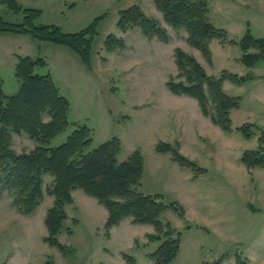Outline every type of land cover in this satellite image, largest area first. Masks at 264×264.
<instances>
[{"label":"rangeland","instance_id":"1","mask_svg":"<svg viewBox=\"0 0 264 264\" xmlns=\"http://www.w3.org/2000/svg\"><path fill=\"white\" fill-rule=\"evenodd\" d=\"M208 1L211 21L226 29L228 37L238 41L248 27L256 37H264V0ZM17 2L23 7L42 10L37 23L56 24L65 31H78L94 17L104 13L106 16L93 42L90 66L68 46L41 41L30 34L0 33V41L7 47H0L4 91L13 94L19 90L14 63L18 55L42 56L47 67L38 70H49L60 92L68 97L70 121L85 123L91 128L92 146L118 136L122 142L118 154L120 161L140 149L144 156V173L138 189L161 194L166 204L177 201L185 210L183 216L172 208L161 215L164 222H170L182 233L180 251L171 264H212L216 261L236 264L238 255L246 258L247 264H264V167L248 168L241 160L245 149L257 146L259 130L246 138L235 128L244 122L264 127V60L248 67L240 59L239 45L222 43L218 38L210 41L211 58H207L200 48L188 42L184 28H174L165 21L155 0ZM133 3H139L148 15L160 21L169 33V40L147 37L138 26L127 31L117 26L118 11ZM0 14L14 22L23 17L5 3H0ZM111 32L124 38V48L114 52L104 50L103 40ZM176 47L194 55L210 75L220 76L224 70L254 75L252 80L241 84L228 77L223 79L224 90L241 97L240 106L231 111L232 134L224 138L213 131L202 134L198 130V142L192 135L195 132L191 131L190 123H187L185 137L181 132L184 127L180 129L177 120H171L177 112L173 107L186 101L183 98L168 101L166 97L171 91L168 79L184 78L177 76ZM190 96L195 98L202 113L211 118L203 112L198 99ZM73 128V125L68 126L51 139V144L63 142ZM161 141L178 147L200 169L181 166L172 159L171 153L159 152L156 146ZM180 141L185 149L181 148ZM36 144L26 132L13 133L12 147L17 153L29 152ZM214 146L228 152L236 166L219 168L216 160L209 157ZM188 152L195 154L196 160L190 158ZM200 163L209 168L208 173L198 183L189 184L183 179V170L190 169L194 177L198 176L204 168ZM180 166L185 168L181 171ZM51 180V175H45L44 197L29 214L13 205L8 191L0 196V264H47L48 261L54 264H128L125 253L134 256L137 264H153L148 254L159 242L150 241L148 234L155 231L154 226L135 223L129 216L112 226L107 234L104 225L108 209L81 188L73 191V202L66 204L68 217L59 234V240L75 252L64 254L48 244L44 240L48 234L45 217L54 197L46 191V186ZM194 205L199 206L201 212Z\"/></svg>","mask_w":264,"mask_h":264},{"label":"trees","instance_id":"2","mask_svg":"<svg viewBox=\"0 0 264 264\" xmlns=\"http://www.w3.org/2000/svg\"><path fill=\"white\" fill-rule=\"evenodd\" d=\"M155 2L165 21L174 28H184L188 42L200 48L207 58H211L210 41L218 38L222 43L239 45L242 50L240 59L248 67L264 60V37H256L249 27L238 41L228 37L226 29L211 21L208 0ZM0 3L7 4L17 14H23L17 22L0 14V33L30 34L41 41L68 46L88 66L91 65L93 42L105 13L94 17L78 31H65L56 24L37 23L42 13L39 8L23 7L17 0H0ZM117 26L122 31L138 26L147 37L169 40L167 29L157 18L148 15L139 3L118 11ZM103 47L107 52L122 49L125 47L124 38L108 33ZM175 56L179 69L177 76L184 78L170 77L167 86L174 93L195 96L205 114L225 131H232L231 111L240 106L241 97L227 93L223 79L228 77L241 84L252 80L254 75L251 72L238 75L224 70L220 76H214L207 73L194 55L182 48H175ZM46 67L47 62L42 56L18 55L15 74L20 87L13 94L4 91L0 76V196L8 191L13 197V205L20 212L29 214L44 197L45 175H51L52 180L46 186V191L54 197L45 217L48 234L44 240L48 244L56 246L64 254L75 252L74 248L59 240V234L68 217L66 204L73 202V191L81 188L108 209L104 225L107 234L112 226L129 216L135 223L152 224L155 231L148 234V238L159 242V245L148 255L153 264H171L180 251L182 233L170 222H164L161 215L172 208L183 216V205L177 201L166 204L161 194L144 193L138 189L144 173V156L140 149H135L127 159L120 161L118 154L122 142L118 136L92 146L91 128L85 123L70 121L68 97L60 92L49 70H38ZM70 125L74 128L67 138L52 145L51 139ZM235 128L246 138H251L259 130L257 146L245 149L241 160L248 168L264 167V127L244 122ZM21 132H26L37 143L29 152L17 153L12 147L13 133ZM156 149L171 153L172 159L181 166L200 169L169 142H159ZM68 231L72 232L71 229ZM124 256L128 264H137L134 256L127 253ZM47 264L54 263L48 261ZM212 264H219V261ZM236 264H247V259L238 255Z\"/></svg>","mask_w":264,"mask_h":264},{"label":"crops","instance_id":"3","mask_svg":"<svg viewBox=\"0 0 264 264\" xmlns=\"http://www.w3.org/2000/svg\"><path fill=\"white\" fill-rule=\"evenodd\" d=\"M3 45L4 44L0 41V47L5 48V45L4 46ZM5 49H7V47ZM9 53H10V50H8V54ZM8 54H6V55H8ZM16 62H17V60H16ZM16 62L14 61V63H16ZM168 92H169V94H168L169 96H166V97H168V101H173V100L177 101V98H183L184 100H186V101H183L182 103L180 101V104L178 106H176V104L174 105L176 107H173V108H176V110H177V112H175L176 117L175 118L172 117V119H171V120H177V123H179L180 129L184 127L183 130H181V132L183 133V135L185 137H187V135H186L187 134V128L186 127L188 125L187 123H190L191 131L195 132V134H192V135L195 137V141H198V142L200 141V138L198 136V130H200V132L202 134L210 133V131H213L214 133H216V134L218 133L219 135H221L224 138H225V136L232 134L231 131L223 130L219 125L214 123L211 118L204 115L202 113L200 107L198 106L197 102L194 100L195 99L194 97H191L188 94H176V93L174 94L171 91H168ZM188 100H190V101H188ZM184 147H185V144L182 143L181 148L185 149ZM209 153H210L209 154L210 159H215L219 168H224V167L230 168V166L234 168L236 166L235 161L232 159H229L228 152H226L224 149L219 150V149H217L216 146H214V149L211 150ZM187 155L190 158H192L193 160H196L195 154H192V153L190 154L188 152ZM200 164H201L202 168L203 167L204 168L201 171L202 173L199 174L198 176L194 177V173H193V171H190V169H189V171L186 169L183 170V172H184L183 179L185 181H187L189 184L198 183V181L201 179V177L205 176L208 173L209 168L204 166V164H202V163H200ZM239 165H241V168H243L244 170L246 169V166H244L242 163H239ZM181 168H185V167L180 166V170L182 171ZM228 172H227V174H228ZM210 185H212V184H210ZM74 192H75V190H74ZM190 201L192 204L194 199L191 197ZM195 201H197V200H195ZM203 204H205V203H203ZM194 207L195 208L197 207L198 211L201 212L199 210V209H201L199 206L194 205ZM186 213H187V206H186ZM207 221H210V220H207ZM201 225H203V224H201ZM263 244H264V242H263Z\"/></svg>","mask_w":264,"mask_h":264}]
</instances>
